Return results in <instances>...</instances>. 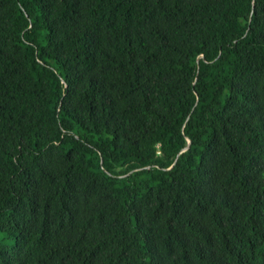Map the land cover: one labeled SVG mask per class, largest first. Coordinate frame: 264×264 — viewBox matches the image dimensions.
I'll return each instance as SVG.
<instances>
[{"label":"trees","instance_id":"trees-1","mask_svg":"<svg viewBox=\"0 0 264 264\" xmlns=\"http://www.w3.org/2000/svg\"><path fill=\"white\" fill-rule=\"evenodd\" d=\"M0 264H264V0H0Z\"/></svg>","mask_w":264,"mask_h":264}]
</instances>
